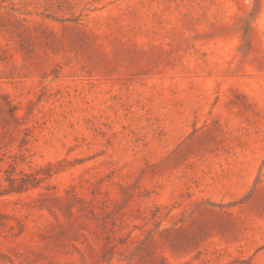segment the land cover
<instances>
[{"label":"rangeland","instance_id":"obj_1","mask_svg":"<svg viewBox=\"0 0 264 264\" xmlns=\"http://www.w3.org/2000/svg\"><path fill=\"white\" fill-rule=\"evenodd\" d=\"M0 264H264V0H0Z\"/></svg>","mask_w":264,"mask_h":264}]
</instances>
